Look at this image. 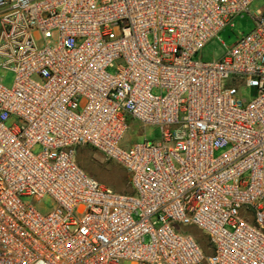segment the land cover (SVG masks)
<instances>
[{
  "label": "built area",
  "instance_id": "obj_1",
  "mask_svg": "<svg viewBox=\"0 0 264 264\" xmlns=\"http://www.w3.org/2000/svg\"><path fill=\"white\" fill-rule=\"evenodd\" d=\"M254 1L0 0V264H264V12L195 60ZM127 120L160 139L123 144Z\"/></svg>",
  "mask_w": 264,
  "mask_h": 264
},
{
  "label": "rangeland",
  "instance_id": "obj_2",
  "mask_svg": "<svg viewBox=\"0 0 264 264\" xmlns=\"http://www.w3.org/2000/svg\"><path fill=\"white\" fill-rule=\"evenodd\" d=\"M248 10L249 13L235 17L225 29L211 39L200 53H198L195 60L211 62L221 59L226 53V50L235 44L241 34H247L253 29L254 22L252 17L259 11L264 12V0H255ZM0 78L3 79L5 86L12 84L13 75L11 73L0 72ZM240 96L241 99L250 102L257 96V91L253 88H243ZM126 123L128 130L124 135L123 144L131 145L143 142L144 140L156 142L161 137V132L158 127L147 126L144 128L134 120H127ZM39 151L40 149L38 147L33 150L34 153H38ZM75 160L88 176L94 178L103 186L117 193L129 192L128 175L126 172L116 163L103 160L98 152L87 147L79 148L76 150ZM22 200L32 203L34 208L42 214L51 212L55 207V203L48 196L43 197L39 201H34L32 198H23ZM178 230L182 233L192 235L202 246L205 247L207 245V239L202 235L200 230L194 227H178ZM121 264L130 263L123 262Z\"/></svg>",
  "mask_w": 264,
  "mask_h": 264
}]
</instances>
